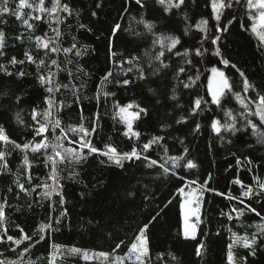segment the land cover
Returning <instances> with one entry per match:
<instances>
[{
	"label": "snow or ice",
	"instance_id": "1",
	"mask_svg": "<svg viewBox=\"0 0 264 264\" xmlns=\"http://www.w3.org/2000/svg\"><path fill=\"white\" fill-rule=\"evenodd\" d=\"M191 3L195 5L197 0H191ZM210 5L211 16L207 19L202 17L195 24H192L188 13L184 11L191 7L188 0H121L118 8V19L122 20L135 6L139 18L133 17L132 19L135 20L137 27L129 26L126 28L122 23L115 21L109 26L108 35L105 38V57L106 62L110 63L112 67L101 77L100 84L96 87L95 96L88 97L82 96V90L87 87L91 72L88 70L87 64H82L80 61L95 53L96 48L82 43L76 35L71 36V42L68 46H63L66 37L60 27L69 17L75 16L77 20L81 19L76 3H73L72 0H51V5L48 6L45 0H0V58L5 61L0 63V74L10 80L14 78L22 81L29 75L25 71V66L35 65L36 71L33 78L45 91L43 103L47 105L42 111L39 110V106L32 107L30 124H26L22 119L20 114L22 110H18L15 114L17 124L31 128V140L17 143L6 134L3 126H0V142L11 145L13 149L23 153L21 173L12 174L14 187H8L6 192L0 196V245L5 243L10 246L15 245L16 247H11L10 250L18 253L20 264H24L23 257L30 253L33 247L44 241L46 235L61 230L64 218L69 216V211L65 207L67 204L65 185L61 181L67 179L71 182L83 183L80 178L81 171L90 163V158H97L101 166H115L127 173L123 178L124 183L118 186L113 194V206L108 210L107 219L101 217L98 226L109 231V234L112 235L116 225L123 227L124 223L128 222V230H132L133 235L128 238L127 243L124 239H119V243L115 244L111 253L94 252L91 256L87 250L79 247L53 244L52 251L48 256V264H58V260L65 256L81 254L85 261L96 257L103 258L108 264H153L149 230L150 225L158 219L163 209L157 210L152 206L156 202V194L150 190V185L147 183L143 185V188L140 187L141 181L137 177L136 171L152 169L157 171L158 176L176 177L183 181L184 177L180 176L177 170H190L196 168L197 165L192 160L187 159L188 147L183 148L181 155L168 154L169 147L166 143H161L165 141L168 133L154 135L143 143L142 147L137 145L126 152H119L111 144H106L104 149L97 148L91 137L98 132L101 115L97 111L93 113L90 122L86 121L83 101L95 99L96 106L99 108L101 97L106 101L108 97H115L116 95L115 92L108 89L109 84H114L118 88H127L130 85L139 87L141 94L153 106H159L165 111L171 107L173 118L177 111L182 112L183 114L175 119V124L183 126L194 123V127L190 128V133L194 138L204 130L205 126L208 127L214 141L210 147H215V141L218 140L220 148L235 157L237 170L246 166V170L253 173L251 185H246L239 177L231 181L232 184L241 187L239 196L218 192L212 188L210 184L213 179L211 173L203 182L190 180L183 186L177 187L176 194L181 198L180 209L183 216V231L178 235H182L184 240L197 239V230L204 223L201 216L204 194L210 192L216 196H224L230 201L235 200L237 204L243 205V207L231 209V212L237 214L236 219L243 216L245 212L253 213L260 218V223L251 226L256 228V231L251 234L246 233L240 236L232 232L230 228L228 229L229 232H232V236L231 242L227 246V264H250L249 257H255L258 252L264 251V214L253 205V201H264V178L257 176L252 167L254 159L264 162V156L253 158L250 153L237 154L234 151L236 142L250 134L255 136L256 145L264 147V81L253 83L244 70L225 58L221 50L222 46L219 44L222 34L228 32L229 26L237 19L233 15L225 24L222 22V16L226 10L232 9L234 5H240L246 10L248 19L252 21L250 26H246L242 22L240 27L244 31H251L258 36L260 41L258 48L261 49V55L264 56V0H210ZM104 6V0H99V2L93 0L90 9H85V11L89 12L91 18H96V21L99 22V12L103 10ZM150 7L154 10H162V26H169L171 17L177 16L184 25L182 34H176L174 26H169L167 32L157 31V23L145 19L140 11H147ZM9 18H14L11 27H9ZM210 19L216 21L214 31L211 32L209 31ZM37 22L46 24L53 35H49L48 32L37 35L39 28ZM16 25H19L22 31L18 35L10 37L9 33L16 31ZM90 25H92L91 20L89 23L80 22L76 31L91 33L96 37V40H101L103 33L96 35L93 30L94 25ZM141 26L142 30H140ZM69 28L71 29V25ZM190 33L195 43L186 45L184 38L188 37ZM10 39L12 47L18 46L16 41L20 42L19 46H22L25 40L29 42V50L23 52V58H18L15 54L9 55ZM117 39L122 40L123 52L117 50ZM206 44H209L210 48L206 47ZM141 48L145 49L143 54L140 52ZM210 49L213 57H219V63L226 68L231 67L239 73L243 96L241 92L233 90V85L230 84L225 73L217 67L211 68L212 77L209 81L208 91L210 100L192 91L199 79L200 69L198 65ZM61 55L64 57L63 60L58 58ZM53 56L57 58H53ZM173 56L179 58L181 63L177 64V61L172 59ZM197 57L200 60H197ZM261 63L264 64V60ZM69 65L75 66V72L68 67ZM10 67L13 70H9ZM116 69L119 70V73L114 71ZM193 69L195 74H193ZM65 71L67 72L68 83H62L61 79H58L60 74ZM133 72L135 73L134 77H129V73ZM77 80L80 82L79 84L75 83ZM181 89L189 90L187 106L179 103V99L184 95L183 91L179 95L177 94V90ZM62 90L71 92L73 98L71 103H65L64 100L58 101L57 94L61 93ZM253 92L256 93L255 96L251 95ZM229 93L241 106V110L235 114L230 109L226 110L222 104V99ZM3 95L8 101L14 100L16 107L23 103V97L16 95L15 92L8 91ZM169 100L173 101L170 106L166 103ZM73 105L79 108L77 122L65 126L61 113L65 108L71 111ZM210 105L219 108L225 119L222 121L214 115L210 118V122L202 125L195 118L210 110ZM12 106L11 103L7 105L9 109ZM113 108V120L124 125L122 135L139 141L141 133L133 129V122L138 121L142 116L148 117L150 115L148 107L135 102L123 105L116 102L113 104ZM190 117L192 118L191 121ZM172 126L171 118L167 122L161 121L162 130ZM57 131L59 132L58 135ZM69 133L72 135L70 136ZM49 134L51 139H49ZM173 139L182 146L185 143L184 139L178 137ZM66 142L68 146H66ZM246 143L252 152L257 150L250 141ZM154 145L163 148L164 155L159 160L151 158L150 149ZM28 153L33 154V160L40 155L43 156L44 167L50 168L47 179L52 182L51 184L47 182L34 183L31 175L32 161L29 159ZM8 154L7 150H0V175L11 172L7 160ZM60 165L72 166V171L67 177L60 176L62 171ZM134 165L136 170L129 172V169L133 168ZM76 166H80L81 171H77ZM228 167L231 169L233 166L229 164ZM21 175H23L26 183L22 182ZM104 186L103 180L93 183L91 188L88 184H83L79 197L82 200H87L93 194L94 189ZM13 195L17 200L24 197H38L32 203H27V209H32L33 203L43 207L41 201H52V197L55 195L59 199L52 201L49 207L54 212L56 211L55 205L58 204L59 215H48L46 222H42L33 235L27 234L19 225H16L19 232L18 237L9 234L6 209L11 207L10 200ZM245 200L249 202L245 203ZM171 202V200L168 201L169 204ZM164 207H167V204ZM261 208L264 209V203L261 204ZM128 210L140 213L147 222L141 221L135 224L133 229L132 222L137 217L135 215L129 216ZM16 211L23 212L24 208H17ZM220 215H226L228 220H233L231 213L221 212ZM88 223L91 224L92 221ZM202 234L209 240H200L195 246L194 252L195 256L201 260L210 251V238L212 236L211 231ZM216 235L219 236L220 233L217 232ZM25 242H27V246L19 250ZM237 247L246 250L245 254L240 255L234 251ZM118 250L123 252V255L117 254ZM168 256L175 264H182L173 253L169 252ZM164 258L163 254H157L156 264H159L160 260ZM0 264H17V260L0 259ZM28 264H32V262L29 261ZM205 264H207L206 261Z\"/></svg>",
	"mask_w": 264,
	"mask_h": 264
},
{
	"label": "trees",
	"instance_id": "2",
	"mask_svg": "<svg viewBox=\"0 0 264 264\" xmlns=\"http://www.w3.org/2000/svg\"><path fill=\"white\" fill-rule=\"evenodd\" d=\"M48 6L51 5V0H45ZM76 3L77 9L80 11L81 19L77 20L75 16L67 18L63 25H60L61 29L65 33V41L63 46H68L71 42V36L76 35L77 38L82 42L89 44L90 46L96 48V52L91 56L84 57L80 63H86L88 70L91 72V78L88 80L87 87L82 90V96L94 97L96 94V87L100 84V79L104 73L112 67V65L106 62L105 57V45L106 37L108 35L107 29L113 22H120L126 28L131 26L133 28L137 27L133 17L139 18L137 14V9L135 6L132 7V11L124 16L122 20L118 19V8L121 0H104V8L99 12V22L96 18H91L89 12L85 9H90L93 4V0H72ZM99 2V0H97ZM191 5L190 8L185 9L190 17V22L195 24L202 17L209 18L211 16V5L210 0H197L195 5H192L191 0H188ZM14 6V4H13ZM141 14L145 19L153 20L157 23V31L167 32L169 26H174L176 34H182L183 23L180 19L173 15L171 17L169 26H162L163 21L161 20L162 10H154L151 7L145 11L140 10ZM235 15L237 19L230 25V30L222 34V39L219 44L222 46V52L225 58L229 59L232 63L236 64L241 70H244L246 74L251 78L253 83H259L264 81V64L261 63L264 60V56L261 55V49L258 48L260 44L259 38L256 34L251 31H244L240 27V23H245L246 26H250L252 21L248 19L246 10L240 5H234L232 9L225 11L222 16V22L227 23L228 19H231ZM10 25L12 26V21L14 18H9ZM92 21L94 25V31L96 35L101 36V40H96V37L91 33H82L76 31L78 23H89ZM39 25L37 35L43 32H48L49 35H53L48 29L46 24ZM71 25V29L69 28ZM90 25V26H92ZM216 21L214 19L209 20V31H214V26ZM142 30V26L140 28ZM22 31L19 25H16V31L9 33L10 37L18 35ZM195 31V29H193ZM123 35V34H122ZM17 47H12V41H9V55L15 54L18 58H23V52L29 50V42L25 40L22 46L19 41L15 42ZM184 43H195L192 34L190 33L188 37L184 38ZM117 50L123 52L124 48L122 46V40H116ZM210 48L209 44L205 45ZM179 47V46H178ZM183 51V49H181ZM143 54L145 52L144 48L140 49ZM43 55V53H41ZM53 58H57L53 56ZM63 60L64 57L61 55L58 57ZM173 60L177 61V64L181 63L179 58L173 56ZM200 60L199 57L196 58ZM5 61L0 58V63ZM75 72V66L69 65ZM127 67V66H126ZM200 69L199 79L197 80L194 92L198 93L200 96L205 97L210 100L211 97L208 94V76L209 71L212 67H218L223 70L225 76L228 78L230 84L233 85V90L236 92H242V81L239 77V73L231 67H225L223 64L219 63V57H213L211 55V49L206 53L203 61L198 65ZM9 70H13L11 67ZM25 71L29 73L28 76L23 78V80H10L8 77L0 74V126H3L6 134L10 136L11 139L15 140L17 143H23L27 140L32 139L30 135L31 128L25 127L24 125L17 124L15 121V114L18 110L21 111V117L26 124L31 123V109L34 106H39V110H43L47 107L43 103L44 97L46 95L45 91L35 82L33 74L36 71L35 65L25 66ZM119 73V70H114ZM193 74L195 70L193 69ZM122 75V73H120ZM135 73H129V77H134ZM58 79H61L62 83H68L67 72H62ZM76 84L80 82L75 81ZM108 89L115 92V97H108L105 101L101 97V106L97 108L95 99L84 100L83 109L86 121L90 122L93 113L99 111L101 119L99 121V129L97 134L91 137L93 144L100 149H104L106 144H111L117 148L119 152L130 151L134 146H141L143 143L147 142L152 136L160 134L164 135L168 133L165 144L169 147V155H181L183 153V148H189V154L187 159L192 160L197 167L184 170L178 169L180 176L184 177L181 181L176 177H163L158 176L157 171L152 169H141L137 170V177L140 179V187L143 188L145 183L150 185V190L154 191L156 194V202L152 205L157 210L163 209L161 215L158 219L150 225L149 236L151 240V255L153 264H156L157 254H163L164 259L160 260L159 264H175L171 261L168 253H173L182 264H227V246L231 242L232 232L237 233L240 236L251 234L256 231L254 226L260 223V218L256 217L253 213L245 212L243 216L236 219V213L231 212L233 207H243V205L237 204L235 200H228L224 196H216L213 193L204 194V202L201 205V216L204 221L197 230V239L184 240L181 233V211H180V198L176 194V188L183 186L184 183L190 180H196L198 182H203L211 173L213 179L210 184L211 187L216 189L218 192H223L225 194H231L233 196H239L241 192V187L239 185L232 184L231 181L234 178L239 177L244 181L246 185L252 184L253 173L244 168L237 170L235 165V157L219 146V141H215V147H210L214 143L213 136L208 129L204 127V130L199 133L195 138L190 133V128L194 127V123H189L187 125H177L175 124V119H178L182 112L177 111L172 117L171 107L165 109L159 106H153L148 102V100L141 94V89L135 85H130L127 88H118L114 84H109ZM15 92L16 95L23 97V103L19 107L15 106V101H8L4 97L5 92ZM183 91L184 95L179 99V103L187 106L189 101L188 92L189 90H177V94ZM171 94V93H169ZM255 96L256 93H251ZM57 99L64 100L65 103H71L72 94L68 90H62L61 93L57 94ZM120 103L121 105L135 102L140 103L142 106L146 105L149 109L150 115L148 117H141L138 121L133 122V128L135 131L141 133V138L137 141L135 138L129 139L122 135L124 131V125L113 120V104ZM11 103L13 106L9 109L7 105ZM163 103V101H162ZM169 106L173 101L166 102ZM222 104L226 110L230 109L234 112H239L241 110L240 104L236 99L229 93L222 99ZM210 110L203 112L200 116L195 118L202 125H206L210 122V118L214 115L216 118L225 119L223 112L220 111L215 105L209 106ZM79 108L73 105L71 111L65 108L61 113V118L65 126L69 123L77 122ZM172 119V127L161 129V121L167 122V120ZM191 121V117L189 118ZM87 126V124H86ZM59 132L57 131V135ZM71 136L72 134L69 133ZM239 136V134H237ZM184 139L185 143L182 146L178 141L173 138ZM39 139V138H37ZM49 139L51 135L49 134ZM255 136L251 134L242 137L241 140L236 142L234 151L237 154L240 153H250L253 158L264 156V147L255 144ZM250 141L255 147L256 151L252 152L248 147L247 143ZM66 146L67 142H66ZM231 147V146H228ZM0 150H7V160L9 161V167L11 169L10 173H4L0 175V196H2L8 187H14L12 181L14 179L13 173H21L22 171V158L23 153L19 150L13 149L11 145H5L0 142ZM29 159L32 161L31 175L33 177L34 183L47 182L51 184L52 182L47 179V174L50 168H45L42 161L43 156H38L37 159L33 160L32 153H28ZM150 155L153 159H160L164 155L163 148L154 145L150 149ZM162 162V161H161ZM229 164L233 167L229 169ZM255 169V174L264 178V162L255 160L252 166ZM62 171L60 172L61 177H67L72 171L71 165H60ZM77 171H81L80 166H76ZM136 170L135 165L133 168L129 169V172ZM127 173L121 171L115 166L104 167L98 163L97 158H90V163L87 164L83 171H81V179L83 183H76L68 181L67 179H62V183L65 185L64 191L66 193L67 207L69 211V216L64 218L63 226L58 232H52L46 235L45 240L41 241L40 244L33 247L30 253L23 257L24 264H28L29 261L32 264H48V256L52 251V245H62L66 247H79L87 251L95 252H106L111 253L116 243H119V239H124L128 242V238L132 237L133 231L128 230V222L124 223V226L116 225L112 235L109 231L98 226V222L101 217L107 219L108 210L113 206V194L115 193L118 186L124 183L123 178ZM22 182H25L23 175H21ZM103 180L105 182L104 187H97L93 190V194L87 199L82 200L79 197V192L83 189V184H88L91 188L93 183ZM42 191V190H41ZM23 197V194H21ZM34 199L38 197H24L17 200L15 196H11V207L6 209L7 213V224L9 228V234L14 236H19L18 229L16 225L22 227L25 232L29 235L38 229L42 222H46L48 215L58 216L60 208L57 205L56 211H52L49 205L52 201H56L59 198L55 195L52 197V201L44 200L41 203L43 207L33 203L32 209H27V203H32ZM172 202L169 204L168 201ZM249 201L245 200V203ZM261 202L253 201V205L264 214V209L261 208ZM167 204V207L164 205ZM24 208L23 212L16 211L17 208ZM119 207V205H117ZM231 213L233 220H228L227 216H221L220 213ZM128 215H135L137 219L132 222L134 229L135 224L144 220V217L140 213H134L132 210H128ZM92 221L91 224L88 222ZM210 221V222H209ZM232 232H229L228 229ZM202 230V231H201ZM211 231L212 236L210 238V251L207 252L203 260L196 257L195 246L200 240H209L202 233ZM219 232L220 235L217 236L216 233ZM38 238V237H35ZM27 246V242L22 244L19 250ZM11 247H16L15 245H9L8 243L0 245V259H10L17 260V264H20L18 259V253L12 252ZM126 250V249H125ZM238 254L244 255L245 251L241 247L234 249ZM117 254L121 255L123 252L117 251ZM250 264H264V251L258 252L257 256L249 257ZM86 261L83 259L82 254L77 256H65L64 258L58 260V264H85ZM94 264H108L107 261L103 260L100 262H95Z\"/></svg>",
	"mask_w": 264,
	"mask_h": 264
},
{
	"label": "rangeland",
	"instance_id": "3",
	"mask_svg": "<svg viewBox=\"0 0 264 264\" xmlns=\"http://www.w3.org/2000/svg\"><path fill=\"white\" fill-rule=\"evenodd\" d=\"M218 68V67H217ZM220 71H223L222 69H220V68H218ZM211 77H212V73H211V69H210V71H209V76H208V91H209V81H210V79H211ZM213 86H215L214 84H213ZM134 129V128H133ZM194 187V186H193ZM180 198V197H179ZM180 201H181V198H180ZM180 211H181V209H180ZM182 231H183V216H182V213H181V233H182ZM197 235V234H196ZM89 252V254H90V256H91V254L92 253H94L95 251H88ZM96 253H98V252H96ZM121 255H123V254H121ZM104 259L103 258H96V257H93V258H91V259H89V260H87L86 261V263L85 264H94L95 262H100V261H103Z\"/></svg>",
	"mask_w": 264,
	"mask_h": 264
}]
</instances>
